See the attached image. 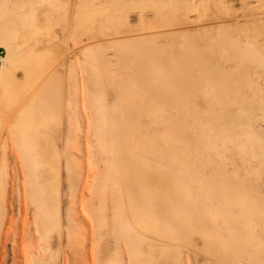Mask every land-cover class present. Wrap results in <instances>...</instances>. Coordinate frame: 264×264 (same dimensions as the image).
<instances>
[{
	"label": "bare ground",
	"instance_id": "obj_1",
	"mask_svg": "<svg viewBox=\"0 0 264 264\" xmlns=\"http://www.w3.org/2000/svg\"><path fill=\"white\" fill-rule=\"evenodd\" d=\"M185 3L0 0V238L14 149L17 196L33 205L35 231L44 240L30 264H59L50 241L54 233L62 238L65 222L73 228L67 226V239L77 237L75 206L66 215L62 210L64 172L70 199L84 192L92 254L99 256L111 166L118 185L112 230L121 233L130 264H183L181 247L214 264H264V234L255 232L256 226L264 232V189L251 164L257 157L264 162V135L256 101L243 93L250 69L264 65V44L248 39L242 46L239 29L221 22L217 36L210 34L216 29L197 35L204 46L203 40L196 46L198 33L191 39L184 33L176 48ZM133 10L142 19L137 30L129 25ZM150 12L154 20H144ZM104 49L113 52L117 69ZM146 117L145 132L152 128L154 135L142 133ZM84 119L100 142L86 166L68 144ZM227 151L239 156L241 172L220 164ZM106 264H125L123 251Z\"/></svg>",
	"mask_w": 264,
	"mask_h": 264
},
{
	"label": "rangeland",
	"instance_id": "obj_2",
	"mask_svg": "<svg viewBox=\"0 0 264 264\" xmlns=\"http://www.w3.org/2000/svg\"><path fill=\"white\" fill-rule=\"evenodd\" d=\"M185 4L186 7L178 12L177 18L179 22L185 23V26L183 25L182 29L177 30L178 34L176 33V40L178 39V43L175 42L176 48L182 45L181 42H183L182 39L184 33L186 35L188 33L189 37H193L196 33H198L196 34V37L199 41L195 37V39L198 41L196 43L198 45L196 46L200 47V44L204 46L205 41L202 39V37H200L201 39H199V36L197 35L200 34V36H203L205 33H210L207 32L208 29H212L210 30L211 32H213V29H216L214 31L215 33H210L215 36L216 34H218L217 28L219 27V23L221 22H224V24H226L227 22L229 25H232V27H236L239 29L237 36L242 39V46H245L246 40L248 39L253 40L258 44H264V0H186ZM129 13H131L129 14V25L132 24L130 28H133V30L139 29L142 25L140 23L141 16L139 14V11L133 10L129 11ZM154 18V14L150 12L149 15L144 18V20H154ZM97 37L98 42L105 43L100 33L97 34ZM82 39L83 42L86 41L84 42V45L87 46L89 43V40H87V35L84 34L82 36ZM196 40L194 42H196ZM179 41L180 45H178ZM165 42H168V40L161 38L159 39V43H161V45ZM104 50L105 51H103V54L108 60H110L109 64H112L114 66L113 67L111 65V68L117 69L119 65L117 64V60H115L113 52L109 51L108 49ZM244 52V50L240 51L239 54L244 55ZM234 69L240 70V68ZM250 73V84L246 86V91H244L243 93L248 100L249 97L250 100H253L252 98L255 99L257 104L258 116L257 127L262 131L264 135V65H258L256 68L250 69ZM86 89L87 88L85 86L84 90ZM229 110L235 114L239 112L237 106H233V108L229 107ZM86 111L87 110L85 109V112ZM186 117V123L190 125L191 118H189L188 115ZM146 122L148 123L147 117L142 119V133L146 131L147 127H143L146 126ZM83 127L85 128L83 129V131L81 130V133L80 131L77 133L76 139L72 136L68 139V144L74 145L77 149H79L81 153V164L83 166H86V162L90 160L92 150L98 148L100 142H98L97 137L94 134V130L92 128H88L86 119H84ZM66 131L69 132L68 125H66ZM153 131L154 129L151 128L148 129L147 133L145 132L144 134L154 135ZM162 132L163 128L155 131V134L157 133V135H160ZM185 138L187 142H189V144L193 143V136L190 128L187 129V132H185ZM247 147L248 146L246 145V149ZM232 153L235 156H233ZM245 155L248 159H250L249 151H247ZM219 162L227 169L231 167L229 169L230 171H233L234 168L238 172H241L242 170V162L239 159V156L233 151H227L225 158L223 160H220ZM251 164L258 168L259 174L257 182L264 189L263 159L261 157L252 159ZM103 165L104 163L102 162L101 166L104 169ZM16 170L17 167L15 161V151L13 149V153H11L9 157L7 167L8 187L5 193V202L9 207V214L5 218L6 222L0 238V264H30V253L39 249L44 241L35 231L36 211L33 205L27 204L24 206V203L22 201L19 202L16 192ZM110 170L111 174L108 178L109 185L106 192L105 208V215L107 219L106 224L101 229L100 253L96 258L92 254V246L94 244L92 218L84 205V192L81 191L75 198L70 199V192L66 180L67 173L64 172V178L62 181V210L64 212V215H66V211L68 210L67 207L69 208V206L72 205L75 206L73 216L78 220V224L76 226L77 237L75 236V239L73 237H71L72 240L71 238L67 239V234L64 233L66 232V230H68V228L73 229L71 226H69V221L65 222L62 238H60L56 233L52 235L50 248L52 249V251H60L59 264H106L107 257L112 255L118 248L121 249L124 253L125 264H130L127 252L125 250L126 244L123 243V240H121L123 239L121 237V233L114 232L112 230L115 211L112 205L116 203V201H118V185L115 183V181H117L115 166H111ZM19 205L20 209H18ZM83 224L86 225L84 226ZM67 226L69 227L67 228ZM255 232L256 234H264L260 226H256ZM199 243L197 244L198 247L201 246V243ZM262 244H264V239L262 241ZM180 250L183 264H206L208 262V264H214L216 262L214 258H212L213 260L211 258H206L204 257L203 253H195L189 248L181 247Z\"/></svg>",
	"mask_w": 264,
	"mask_h": 264
}]
</instances>
